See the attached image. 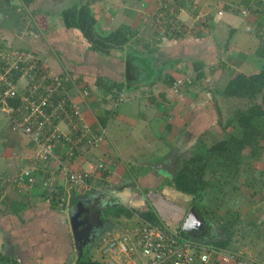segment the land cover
<instances>
[{"label":"crops","instance_id":"1","mask_svg":"<svg viewBox=\"0 0 264 264\" xmlns=\"http://www.w3.org/2000/svg\"><path fill=\"white\" fill-rule=\"evenodd\" d=\"M158 1L97 0L92 4L96 18L94 28L98 34L107 36L121 24H128L132 27L145 24V28H141L139 36L152 47L156 46L158 50L160 47L163 50L165 46L169 58L166 57L165 59L167 61L165 65L168 67L164 73L167 72L174 81L182 79L181 89L177 93L172 92L173 87L162 82H157L154 90L150 87L149 89L143 87L139 95H143L144 90L152 91V94L156 95H159L160 91L164 92V97L161 94V96L156 97L159 103L144 102V104L148 103L151 106L155 105L153 107L156 110L150 117L145 113L143 115L138 114L137 90L122 91L121 93L124 92V95L127 96L125 98V113L119 111L116 103V116L112 119H106L104 124H101L105 115L104 110H112L113 105L110 104L112 101L109 103L103 101L104 96L100 93L96 80L99 76L110 77L111 81L122 79L123 63L116 56L120 54L119 51H115L114 56L111 57L89 49L88 43L78 29H67L63 26L60 11L64 7L59 11L57 21L53 22L52 25L48 21L42 29L40 25L37 26L34 23L29 29V33L33 37H29L24 28L18 29L19 24L23 25L21 21H13L12 24H2L0 21V40L2 42L8 43L9 46H32L38 49L52 71L56 73L67 72L81 79L82 86L89 87L88 97H80L77 93L72 97L77 102L85 101L86 106H82L81 114L85 122L92 124L94 128L97 124L104 127L102 132H104L105 138L102 140V144L93 150L94 154L90 153L89 156H85L87 160L101 156L106 161L109 175L103 178L98 177L94 181L96 189L90 193V195H97L104 201L103 210L118 206L136 210L146 209L148 206L141 199L142 197H139L141 189L140 179L137 176V173L140 172L139 168L149 166L152 174L154 165L158 164L159 160L164 159L163 157L169 153L168 149H171V141L175 138L174 135H179L176 136V142H172L176 147L177 143H183L185 139L189 140L193 133H196L197 126L193 121L190 125V119L199 121L203 118L206 120L208 114L211 113L210 102H214V99L217 98L206 95L210 91L209 85L217 89L220 87L217 83L223 76L227 75L230 79L240 72L251 74L259 71L264 65L263 59L255 53L261 40L249 31L251 24L254 25V22L262 21L253 11V8L258 9L264 0H177L188 12L183 19L179 17L186 29L185 35L179 39L152 35L153 27L150 28L148 23L150 13ZM244 3L245 6L249 7L252 4L247 15L239 13V8L244 6ZM30 6L26 8L28 12L25 11L23 17L33 20ZM218 9L222 11L221 14L217 13ZM42 11H45L46 16L49 14L48 9L44 8ZM19 19L23 20L21 17ZM49 20L51 22L52 19ZM142 21L143 23H141ZM33 38L37 42H33ZM166 39L167 41H165ZM129 43L137 50L144 48V43L140 39L132 38ZM159 44H161L160 47ZM185 71L188 73L186 74ZM200 73L202 76L197 78ZM142 84L145 85V81ZM144 95L149 97L150 93H144ZM166 107L170 109L174 120L167 118L170 115ZM134 113L136 114L134 115ZM181 117L187 118L184 123L180 120ZM124 118L127 120L124 121ZM135 119L139 124L138 127L135 126ZM176 121L182 124L184 128L179 129L180 126ZM157 125H162L161 128L164 129L158 131ZM211 129L212 127L209 128V130ZM167 130L174 135L170 140L165 137L163 144L166 147L164 150H158L157 145L153 147V131L158 133L159 137ZM12 133L9 129L5 131V135L10 140L13 137ZM19 135L24 140L18 144L11 142L7 147L23 149L24 154L17 163L33 164L29 159L31 148L28 139L24 134ZM184 144L178 145L180 150V146ZM144 148L157 151L159 155H162L159 156L161 158L144 160L143 156L147 155V152L143 153ZM185 154L188 156L186 152ZM72 164L76 168L87 167L86 161H82V163L75 161ZM154 170L156 171V169ZM160 174V171H156V183L164 180L163 176L160 180L157 179L158 176L161 177ZM152 176L154 177L153 174ZM59 184L61 185L60 188L63 189V185ZM12 185L16 190L14 192L17 193L16 197L10 198L9 193L3 191L8 197V203L5 199L0 202V207L6 210V213L2 214L6 219L3 218L2 222L0 221V235L4 234V242L8 245L11 255L14 256L15 263L71 264L76 258V251L66 210L58 208L53 200L47 201L48 191L38 179L31 185L19 186L16 183H12ZM164 187L163 193H166L170 187L167 185ZM250 207L251 210H254L258 206L250 204ZM258 218L256 222L258 227L261 226L260 228H262L264 226V214ZM105 219H107V224L102 225L101 234L112 232L114 237L129 236V233L124 232H129L132 229L131 224L137 222L136 219L130 222L125 221V223L123 220V224L116 227V220L110 215ZM256 222L252 224L256 225ZM250 241L249 239L247 242ZM230 250L236 251L235 249ZM91 251L94 258H100L103 255L100 246L93 245ZM259 251H257L258 254L255 252L256 259H260L257 264H264V253ZM237 253L240 257L244 254L241 250H238Z\"/></svg>","mask_w":264,"mask_h":264},{"label":"trees","instance_id":"2","mask_svg":"<svg viewBox=\"0 0 264 264\" xmlns=\"http://www.w3.org/2000/svg\"><path fill=\"white\" fill-rule=\"evenodd\" d=\"M17 1H19L23 9L25 8L24 10H26V8L29 7L35 0ZM95 1L97 0H84L81 2L79 0H75L60 11V18L64 27L67 29L76 28L81 32L83 38L88 43L89 49L111 57L114 56L115 51L120 52V54L116 56L123 63V72L121 74L122 79L119 81H111L110 77L99 76L96 80L97 87L100 93L104 96L103 101L105 103H109L111 101L112 103H115L116 100L120 98V93L122 91H129L132 89L140 91V89L143 90L144 86H146L147 89L150 87V89L154 90L155 84L157 82H162L169 87L177 88V79L174 81V79L168 75L167 72H163L165 71L164 67H166L165 61L159 62L158 58L154 55V52H157V47H152L145 39L139 36L141 25L143 24H139L136 27H132L128 24H121L107 36H101L96 32L94 28L96 18L92 8V4ZM12 2L13 0H0V3L9 6L11 11L16 10L18 7ZM159 2H165V0H159L152 11V14L150 15L149 24L153 26L152 35L154 36L160 35V31L158 30L160 24H158L159 20L157 16ZM246 7L249 9L251 8L249 6ZM261 8H264V3L258 6V10L261 11ZM239 13L242 14L240 9ZM31 15L33 18H36L41 14L39 10L35 9V11H31ZM42 15L46 14L42 13ZM11 19L12 20L10 21L13 22V15L11 16ZM141 23H143V21ZM168 30L169 28L167 27V30L163 35L165 37H173L175 39H179L180 37L184 36L186 32L185 30L174 29L169 30V33ZM249 31L251 34H254L260 38L261 42L256 48L255 53L264 61V21H260L259 23L257 22L254 25L251 24ZM132 38L142 40L144 43V48L142 50H137L136 48L132 47L129 43ZM7 44L8 43L2 42L0 40L1 48H4ZM147 67H149L150 70L147 69ZM145 70L150 71L149 74H146L144 72ZM51 72L56 73L52 70ZM154 72H159L157 79L151 82L145 81L146 84L143 85L142 82L148 78L147 75L151 76V74ZM56 74L62 78L61 84L58 86V88H72L75 85L74 88L76 87V90H78L77 94L80 97L84 98L89 96L88 94L90 89L88 86H82L81 79L73 75L68 76L67 72H60ZM201 76L202 73H200L197 78ZM53 82V79H50L46 81L45 84L47 85L49 83L53 86ZM194 83L195 81L193 84ZM180 89L181 87L175 91L178 92ZM84 92H86L85 95H83ZM144 93H150L149 97H146ZM144 93L141 95V97H136V101L139 100L138 114L141 113L142 115L144 114V111H142L140 108V102L143 101L144 103L148 101V103L152 102L157 104L159 103V100L156 97H159L160 94L162 97H164L163 91H160L159 95L152 94V91L145 90ZM214 94L224 98L244 99L245 101V105L236 108L234 113L228 116L225 121H223L222 116L218 114V124L221 125V128L223 129V137L216 142H213L211 145L201 140V138L193 142L191 154L187 157H179L176 161L174 173L171 178H164L163 181L156 183V171L153 169L155 173L152 172L154 177L152 176L150 181L146 180L147 182H139L141 185L139 197H142L141 199L145 201V204L148 207L143 211L129 209L125 206L106 208V210H103L101 213L104 220L103 224H107V219L105 218L110 215V217L116 220V227L118 225L120 226L123 224V220L128 222L135 220V212H138L140 216V218L136 219L137 224L142 223V220L151 222L152 224H162L164 222H162L161 219H164V217L165 219L167 218L169 220L178 221L181 223L180 221L183 219L186 211L190 207H194L195 210L206 209L207 199H212L214 193L221 191L220 187L228 177H231L230 180L232 181L235 180V176L240 171L241 164L244 163L247 158L260 157L262 154L261 151L263 149L262 146L264 144H260V141L264 140V109L262 107V102L264 101V65L259 71L251 74H246L243 72L236 74L234 77L229 79L222 89H214L212 96H214ZM62 96L63 95L60 93H57L56 95L54 93L52 99L53 101H57ZM63 98H68V95H64ZM8 101L15 108L20 106V102L17 98H13ZM77 104L82 114V106L84 105L85 107L86 103L84 100H80L77 102ZM111 109L112 110H104L105 115L103 116V122L101 121V124H104L106 119H112L116 116V103ZM0 116L4 117L2 116L1 112ZM85 123L87 124V127L84 129L83 133L81 128L73 129L70 131V136L72 140L75 139L77 141V145L79 147H81L82 144H87L88 141L96 143V146L92 148V154H94L93 150L98 148V143H101L105 138V134L102 132L104 127L97 124V126L94 128L92 124L87 122ZM4 125L5 124H3V126ZM1 126L2 125H0V136H5V131L7 129L14 132L16 131L12 129L11 124L5 125V128ZM55 126L60 127L64 131L66 130L64 129L65 126L63 124H59L58 119L55 120V124H50L49 129H54ZM17 133L23 134V132L19 130H17ZM7 141H10V139H7ZM9 143L11 142H8V145H10ZM61 143L62 141H59L58 145L60 147L64 146ZM29 144V147L31 148L30 152H32V143L29 142ZM246 149L249 150L247 155L244 153ZM103 163L106 165L105 160ZM207 172L212 174L211 180L206 179L205 175ZM108 175L109 170L106 166L100 177H108ZM55 180L56 179H53L51 182H49V185L53 183V187L57 188V191L59 190L60 193L62 189L60 188L61 185L56 183ZM12 181L15 182V178ZM60 183L62 184V181ZM166 185L171 186L174 191L180 192V195L182 196L173 198L171 195V197L166 198V194L163 193V188ZM209 189L210 191H208ZM87 194L88 193H86V195ZM216 217L217 215H215V218ZM234 222L235 221L233 220H229L228 225H232ZM165 226L168 229H172L170 228V225H168L169 227L167 225ZM102 228L103 226L100 229L102 230ZM100 229L98 230L99 232L96 234L94 239H92L89 244L82 249L81 255H78L75 249L76 258L71 264H111L101 258H94L91 251L93 245L96 247L101 246V242L104 237H113L112 232L101 234ZM179 229L180 227L177 226L176 229H173V231L177 232L178 239H185L187 234L182 235ZM218 244L221 245V243Z\"/></svg>","mask_w":264,"mask_h":264},{"label":"built area","instance_id":"3","mask_svg":"<svg viewBox=\"0 0 264 264\" xmlns=\"http://www.w3.org/2000/svg\"><path fill=\"white\" fill-rule=\"evenodd\" d=\"M171 4L170 0L158 3V30L161 35L167 27L169 30H186L182 22L176 19L177 15H173ZM240 10L243 15L250 12L248 7L242 6ZM260 10L253 8L263 21L264 8ZM221 12L218 9L217 13ZM50 79L54 81L53 86L45 84ZM61 80L58 74L51 72L38 49L32 46L0 47V112L8 116L13 130L23 132L32 143L29 159L33 164L21 167L15 182L31 185L37 180L36 174H41V183L48 191L47 201L53 200L58 207L63 208L67 206L71 193L82 195L95 190L94 181L102 175L106 165L101 156L89 160L85 157L92 153L96 143L88 141L79 147L77 141L72 140L70 131L81 128L83 133L87 124L77 100L72 97L78 90L74 88L75 85L72 88H58ZM180 83L181 80L177 79V88ZM54 93L63 96L53 101ZM64 95H68V98H63ZM13 98L19 100L20 106L15 108L10 104L8 100ZM56 119L65 126V131L58 126L49 129ZM59 141L64 146L60 147ZM75 161H86L87 167L76 168L72 164ZM55 177L63 179L60 193L53 183L49 185ZM101 246L103 258L108 257L104 260L111 264L118 263L116 254L120 253L127 254L132 264H242L240 255L235 251L228 250L230 252L226 254L222 247L213 243L178 239L177 232L163 226V223L152 224L145 220L138 223L129 236L104 237Z\"/></svg>","mask_w":264,"mask_h":264},{"label":"rangeland","instance_id":"4","mask_svg":"<svg viewBox=\"0 0 264 264\" xmlns=\"http://www.w3.org/2000/svg\"><path fill=\"white\" fill-rule=\"evenodd\" d=\"M73 1H75V0H35L32 2L30 9H31V11H35V9L39 10L41 15L37 16L36 18H33V20H30V19L28 20L27 18L23 17L25 15V11L28 12V10H24L25 8L23 9L20 2L17 0H13V2H12L14 5H17L19 7V8L17 7L16 10L11 11V8L9 6L3 5L1 3H0V8L4 10L5 14L8 17L13 15L14 16V22L21 21L23 23V25L19 24L20 27H18V29L24 28L25 30H27V33H28L27 35L29 37H33L32 34L29 33V29L32 27V25H34V23H36L37 26L40 25V27L42 29H44V27H45V25H47L46 23L48 21H49L50 25H52L53 22L57 21L59 11L63 7H66L67 5L72 3ZM170 1L172 2L171 6L173 8V15L174 14L177 15L176 19L178 18V20L181 21L180 18L183 19L188 14V12L183 8V6H181L179 4V2L177 0H170ZM175 1H176V3H175ZM177 4H178V7H177ZM248 4H249V2H248ZM251 5H250V7H251ZM243 7H246L245 3H244ZM44 8L48 9L49 14L47 16L42 15V13H45V11H42V9H44ZM151 14H152V12L150 13V15ZM19 17L23 18V20H20V19L18 20ZM49 19H52L51 22ZM1 23L2 24H11L12 22L10 20L3 19V20H1ZM255 23H257V21L254 22V24ZM144 26H145V24L143 26L141 25V28H145ZM148 26L150 28L153 27L149 23H148ZM22 35L25 36V34H22ZM160 37L166 38L164 35H161V34H160ZM170 38L173 39V37H170ZM33 39H34L33 42H35V41L37 42V40L35 38H33ZM165 41H167V39ZM152 45H154V43H152ZM158 46L160 47L161 44H159ZM166 51H167V48H165V46H164L163 50L160 47L159 50L157 49V52H154V55H155V57L158 58L159 61H165V63H167V61L165 59H166V57L169 58V56L166 53ZM150 55H151V53H150ZM166 68L167 67H164V69H166ZM147 69H149V67H147ZM144 72L146 74L147 73L149 74L150 71L145 70ZM185 72H186V74L188 73V71H185ZM158 73L159 72H154L151 74V76L147 75L148 78L145 79L144 81H149V80L155 81V79H157V77H158ZM180 80L182 81V79H180ZM228 81H229V79H228L227 75L223 76L219 80V82L217 83V85H219L220 87L219 86H217V87L222 89ZM209 86H210V91L206 95L211 97L213 95L214 88L211 85H209ZM144 87L146 88V86H144ZM171 90L173 93H177V91H175V89H171ZM140 91H141V89H140ZM140 91H137L136 93H138L137 95L141 97V95H139ZM215 95L216 94H214V96ZM126 97L127 96L124 95V92H123L120 94L119 100H117V102H115V103H117V106L119 107V111L123 112V113H125V98ZM215 97H217V98L214 99V102H212V101L210 102L211 103L210 104L211 113L208 114V117L206 120H204L203 118H202L203 120L200 119L199 121L195 120V119H190V123H191V121H193V123H195V126H197L196 133L194 132L192 137H190L189 140H187V139L184 140L185 142H183V143H185V144L180 146L181 150L179 149L178 145L183 144V143H180V144L177 143V145H175L176 147H174V145L172 143V142H176V136L178 137L179 135L170 134L167 130V131L163 132L158 137L159 134L156 133L155 131H153L154 132V134H153L154 137H152V139H154L153 147H155L157 145L158 150H160V149L164 150V148L166 147V145L163 144L165 137H167V139L170 140L172 135L175 136V138L171 141V146H170L171 149H168L170 152L173 153L172 155L174 156V158L172 156L173 160H172V162H170L171 165H174L179 157H182V158H183V156L186 157L187 155L185 154V152L189 156L191 154V151H192L191 145H193L192 143L195 142L196 140L201 138V140H203L207 144L211 145L213 142H216L217 140L221 139L223 137L224 132H223V129L221 128V125L218 124V118H217L218 114L221 115L222 120L225 121V119H227L228 116H230L231 114L234 113L236 108L242 107L245 105L244 99L242 100V99H236V98H224L222 96H217V95ZM115 103H110V104H112L114 106ZM139 104H140V108L142 109V111H144V113L148 117H150L151 114L153 112H155L154 110H156V108L153 107L155 105L151 106L148 103L144 104L143 101L140 102ZM262 107L264 109V101L262 102ZM166 109H167V111L169 110L168 113L170 115V117H167V118L174 120L173 117L171 116L170 109L167 107H166ZM219 111H220V113H219ZM135 114L136 113H134V115ZM130 115H133V114L130 113ZM140 115H142V114L140 113ZM2 116H4V115H2ZM3 118H4V120H3ZM185 119H187V118L186 117L180 118V120L183 121L182 123H184ZM123 120L126 121L127 119L124 118ZM0 123H2V124H0V125H2L1 127H4V128H5V125H8V124L10 125V121H9L8 116H6V117L0 116ZM134 123H135V126H137V127L139 126V124L137 123V119H135ZM176 123L180 126L179 129L184 128V126L182 124H179V122L176 121ZM3 124H5V125L3 126ZM190 125H192V123ZM161 126L162 125H157L156 129L158 131L164 129V128H161ZM210 127H212L213 130L212 129L209 130ZM203 129H205V130L203 131ZM11 133H12L13 137L11 138L10 141L6 140V138H7L6 135L0 136V202L1 201L3 202V199H5L7 203H8V197H7L6 193L3 191L8 192L10 195V198L13 196L16 197L17 193L16 194L14 193V192H16V190H14V187L12 185V183H16V182H14L12 180L20 174V168L21 167L31 165L28 163H23V164L17 163V162H19V159H21L23 154H24V151L22 148L16 149L15 147H12L10 149L9 147H7V146H9L8 142H12V143L14 142L15 144H18L24 140V138H20V135H19V133H17V130L15 132L11 130ZM263 143H264V140L260 141L261 145ZM101 144H102V142L98 143V147ZM167 144H168V142H167ZM262 148H263L261 151L262 154L260 155L259 158H257V157H251L250 158L249 157L244 161V163L241 164L240 171L235 176L234 181L230 180L231 177H228L227 180H225L223 182V184L220 187L221 191L218 193H214L212 196V199L211 198H209V200L207 199L206 209H204L207 211L206 215L211 219L213 224H214V222H217V224L215 223L216 227L213 226V228H214V230L212 232L213 235H210V238L212 239V241L217 243V244L221 243V245H224V246H220V247L223 248V250L225 251L226 254H228V252L231 251L230 249H235L236 250L235 253H237L238 250H241L244 253L242 255V257H240L242 264H253V262H255V261H256V263H257V261L259 262L260 259L259 260L256 259V253L258 254L257 251L260 250L262 253H264V239H263L264 238V229H262L264 226H262V228H260L261 226L258 227L259 225L256 222V220L259 219L258 217H260L261 214H264V194H263L264 193V190H263L264 189V144H263ZM183 151H185V152H183ZM145 152H147L146 153L147 155H144L143 159L147 160V161H149L152 158L156 160L158 158H161L159 156H162V155H159L157 153V151H152L150 148H144L143 153H145ZM248 152H249V150L246 149L244 152L245 155H247ZM134 167H136V166H134ZM139 170H140V172L137 173V176L140 179L139 181L147 182L146 180H149V181L151 180L152 174L150 172L149 166H147V167L142 166L139 168ZM160 175H161V177H159V176L157 177L158 180H160L163 177L168 178V176L165 175V173L161 172ZM36 176H37L38 181L42 182L41 174L37 173ZM205 177H206V179L211 180L212 174L210 172H207ZM55 179H56L55 180L56 183H58V184L60 183V181H62V179L60 177H56ZM6 184H8V185H6ZM16 184L19 186L21 185L19 183H16ZM169 187L170 188L166 187V188H168V191L166 193L164 192V194H166L167 197H171V195L173 196V198H178L177 196H182V195H180V192L174 191L171 186H169ZM163 190H165V187L163 188ZM208 191H210V189ZM250 204H253V205L258 206V207H255L254 210H251ZM143 210H145V209H142L139 211H143ZM5 213H6V210L0 207V221L1 222H2L3 218L6 219V217L3 216ZM186 213H187V211H186ZM215 215H217L216 218H215ZM135 216H136V219L140 218L138 212H135ZM184 217H183V219H184ZM183 219L180 221L181 223H179L178 221L169 220L167 218L165 219V217H164V219H161V221L164 222L163 226L170 225V228L176 229L177 226L180 227ZM229 220H233L235 222L232 225H228ZM254 222H256V225L252 224ZM124 223H125V221H124ZM136 223L137 222H133L131 224L132 229L137 225ZM131 230H129V232H124V233H130ZM204 235H208V237H209L208 231L206 232V230H205ZM249 239L251 241L247 242V241H249ZM245 241L247 242V245H246ZM258 241H260V242H258ZM100 249H102V246H100ZM228 250H230V251H228ZM245 250H246V252H245ZM104 258H108V257L104 256ZM116 260H118V263H116V264H132L133 263V261L130 258H128V255L123 254V253H120L119 255L116 254ZM228 264H230V263H228ZM261 264H263V263H261Z\"/></svg>","mask_w":264,"mask_h":264},{"label":"water","instance_id":"5","mask_svg":"<svg viewBox=\"0 0 264 264\" xmlns=\"http://www.w3.org/2000/svg\"><path fill=\"white\" fill-rule=\"evenodd\" d=\"M154 168L165 175H172L168 162L155 164ZM103 207L104 201L97 195H74L71 193L69 196L66 211L78 255H81L82 249L89 244L102 227L104 223L101 215ZM202 223L203 220L195 208L190 207L182 221L180 233L183 235L185 231H193L199 228Z\"/></svg>","mask_w":264,"mask_h":264},{"label":"flooded vegetation","instance_id":"6","mask_svg":"<svg viewBox=\"0 0 264 264\" xmlns=\"http://www.w3.org/2000/svg\"><path fill=\"white\" fill-rule=\"evenodd\" d=\"M3 19L11 20V16L8 17L5 14L4 10L0 8V21ZM172 154L173 153L169 151V153L165 157H163L164 159L159 160V163L168 162V164L170 165V171L172 172V175H173L176 163L174 165H171L170 163L172 162L174 158ZM172 175L170 174L167 176L171 178ZM196 212L198 213L199 217L203 220V223L199 226V228L194 229L193 231H185L184 235L187 234V237L189 239H192L193 241L198 242V243H213L214 244L215 242L212 241V239L210 238V235H213L212 233L214 230L213 226L216 227L215 225L217 224V222H214L213 224L211 219L206 215L207 211L204 209L202 210L196 209ZM205 230L206 232L208 231L209 237L208 235H204ZM3 235L2 236L0 235V264H10L11 262H13L11 264H16L13 258L14 256L11 255V251L9 250L8 245L6 244V242H4Z\"/></svg>","mask_w":264,"mask_h":264},{"label":"clouds","instance_id":"7","mask_svg":"<svg viewBox=\"0 0 264 264\" xmlns=\"http://www.w3.org/2000/svg\"><path fill=\"white\" fill-rule=\"evenodd\" d=\"M181 86H182V81H181V83H180V86H178V88H180ZM178 88H177V89H178ZM173 89L177 90L175 87H173ZM154 169H155V168H154ZM156 171H157V170H156ZM95 188H96V187H95ZM92 191H93V190H92ZM92 191H91V192H92ZM91 192H89L87 195H90ZM73 194H74V193H73ZM70 195H71V194H70ZM70 195H69V196H70ZM74 195H77V194H74ZM78 195H80V194H78ZM82 195H86V194H82ZM68 198H69V197H68ZM67 203H68V200H67ZM55 205H56V204H55ZM56 206H57V205H56ZM57 207H58V206H57ZM58 208H60V207H58ZM60 209L66 210V209H67V206H66V207H63V208H60ZM189 209H190V208H189ZM66 212H67V211H66ZM181 225H182V224H181ZM181 225H180V227H181ZM98 232H99V231H98ZM93 239H94V238H93ZM186 239H189V238L186 237ZM190 240H192V239H190ZM91 245H92V243H91ZM216 245H217V244H216ZM74 247H75V246H74ZM97 258H98V257H97ZM100 258L104 260L103 256H101ZM100 258H99V259H100Z\"/></svg>","mask_w":264,"mask_h":264}]
</instances>
